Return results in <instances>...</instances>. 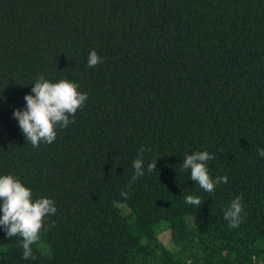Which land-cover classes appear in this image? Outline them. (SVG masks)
I'll return each instance as SVG.
<instances>
[{"label":"trees","instance_id":"obj_1","mask_svg":"<svg viewBox=\"0 0 264 264\" xmlns=\"http://www.w3.org/2000/svg\"><path fill=\"white\" fill-rule=\"evenodd\" d=\"M92 50L103 63L89 68ZM39 75L88 99L37 149L12 113ZM261 148L264 0H0V175L57 208L35 260L0 226V264H264ZM197 151L228 177L213 193L182 168ZM237 196L244 219L230 228Z\"/></svg>","mask_w":264,"mask_h":264},{"label":"clouds","instance_id":"obj_2","mask_svg":"<svg viewBox=\"0 0 264 264\" xmlns=\"http://www.w3.org/2000/svg\"><path fill=\"white\" fill-rule=\"evenodd\" d=\"M103 63V59L95 50L90 51L87 65L94 68ZM31 93L24 96V109H14L13 117L18 121L25 140L33 148L43 144H52L57 137V129H64L75 123L74 117L82 109L88 99L87 93L79 90V85L67 79L52 82L43 75H39L32 84ZM141 146L138 156L133 161L134 175L131 182L144 176L143 153L150 151ZM258 155L264 158V148L258 149ZM215 159L214 154L208 151H197L186 155L182 168L190 170V180L197 184L204 192L213 193L218 184L228 183L227 176L212 178L208 162ZM156 159L148 163L147 171L154 173ZM125 198L128 193L121 192ZM243 197L237 196L224 211V220L230 228H237L243 222ZM201 197L187 195L185 203L200 208L203 204ZM57 208L55 201L40 197L34 198L31 188L12 174L0 175V226L8 239L18 238L23 249L24 260H35L33 245L44 247L42 236L47 231L46 221L55 215ZM54 226V222H53Z\"/></svg>","mask_w":264,"mask_h":264},{"label":"rangeland","instance_id":"obj_3","mask_svg":"<svg viewBox=\"0 0 264 264\" xmlns=\"http://www.w3.org/2000/svg\"><path fill=\"white\" fill-rule=\"evenodd\" d=\"M159 240L164 244L167 245L168 243V232L163 231L162 233L159 234Z\"/></svg>","mask_w":264,"mask_h":264}]
</instances>
